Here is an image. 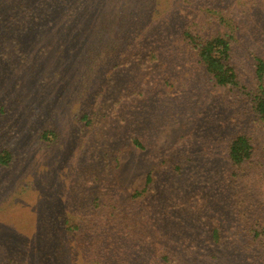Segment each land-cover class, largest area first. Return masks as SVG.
I'll list each match as a JSON object with an SVG mask.
<instances>
[{"label":"rangeland","instance_id":"374dc122","mask_svg":"<svg viewBox=\"0 0 264 264\" xmlns=\"http://www.w3.org/2000/svg\"><path fill=\"white\" fill-rule=\"evenodd\" d=\"M186 33L230 43L239 89ZM257 60L264 0H0V264H264Z\"/></svg>","mask_w":264,"mask_h":264},{"label":"trees","instance_id":"16d2710c","mask_svg":"<svg viewBox=\"0 0 264 264\" xmlns=\"http://www.w3.org/2000/svg\"><path fill=\"white\" fill-rule=\"evenodd\" d=\"M192 46L197 61L203 68L204 72L210 77L213 84L217 87H231L239 89V80L236 70L231 62V48L230 43L220 37H213L211 39L194 38L189 34H185ZM254 90L246 92L249 98L248 102L252 114L257 121L264 126V64L261 60H257L255 66V78L253 84ZM250 95H252L250 97ZM133 145L140 148V144L136 139H132ZM253 158V148L250 139L245 135H238L233 137L226 148V159L230 167V178H235L236 174L245 170L247 164H251ZM0 164L5 165L3 156H0ZM228 178V179H230ZM148 186L152 183V178L148 177ZM242 214L240 213V216ZM216 231V230H215ZM218 236H212L215 238Z\"/></svg>","mask_w":264,"mask_h":264}]
</instances>
